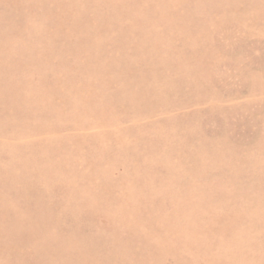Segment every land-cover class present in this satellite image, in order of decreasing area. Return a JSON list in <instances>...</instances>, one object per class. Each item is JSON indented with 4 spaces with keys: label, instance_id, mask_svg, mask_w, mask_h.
<instances>
[{
    "label": "rangeland",
    "instance_id": "1",
    "mask_svg": "<svg viewBox=\"0 0 264 264\" xmlns=\"http://www.w3.org/2000/svg\"><path fill=\"white\" fill-rule=\"evenodd\" d=\"M0 264H264V0H0Z\"/></svg>",
    "mask_w": 264,
    "mask_h": 264
}]
</instances>
